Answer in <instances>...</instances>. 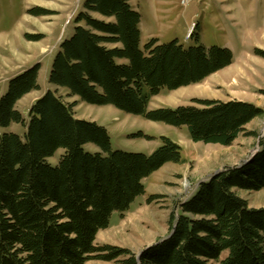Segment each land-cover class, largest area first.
I'll return each instance as SVG.
<instances>
[{"label":"trees","instance_id":"obj_1","mask_svg":"<svg viewBox=\"0 0 264 264\" xmlns=\"http://www.w3.org/2000/svg\"><path fill=\"white\" fill-rule=\"evenodd\" d=\"M82 8L50 67L48 84L56 89L36 99L26 118L17 110L20 99L40 89L38 63L10 79L0 97V264H264V207L249 208L236 193L264 190V137L247 163L201 182L170 214L168 237L138 257L95 246L112 214L122 216L144 194V179L181 162L180 148L162 138L151 155L112 151L105 128L76 119L75 103L64 102L58 88L90 105L185 127L194 143L221 146L245 134L263 110L242 101L193 100L197 106L148 111L161 89L197 84L228 67L231 52L155 39L141 49L140 15L128 0H85ZM12 124L25 129L22 138L5 132ZM88 144L99 151H85ZM58 150L63 154L52 166L47 160Z\"/></svg>","mask_w":264,"mask_h":264},{"label":"rangeland","instance_id":"obj_2","mask_svg":"<svg viewBox=\"0 0 264 264\" xmlns=\"http://www.w3.org/2000/svg\"><path fill=\"white\" fill-rule=\"evenodd\" d=\"M85 0H0V97L9 80L40 64V89L25 95L17 110L26 118L33 102L47 90L50 67L60 43L71 36L75 18ZM140 15V48L152 39L159 45L176 42L185 49L203 46L228 49L232 63L202 82L160 93L150 98L148 111L195 105L193 100L242 101L263 110L229 146L194 143L185 127H172L144 117L127 114L112 106H96L57 94L75 103L76 119L95 122L107 131L112 151L151 155L167 138L180 148L181 162L166 163L143 180L144 194L135 199L122 216L113 213L109 227L96 235L95 246H112L138 257L147 247L169 235V217L188 199L198 185L226 168L251 159L264 137V0H128ZM41 15H34L33 11ZM95 18L100 19L97 15ZM7 133L23 137L25 129L12 124ZM254 132V135L246 133ZM90 153L99 151L84 146ZM62 150L47 162L55 166ZM252 156V157H251ZM248 162V161H247ZM252 209L264 207V190H236ZM226 254H223L224 257ZM120 256L117 260L126 259ZM85 264H117L90 260Z\"/></svg>","mask_w":264,"mask_h":264},{"label":"water","instance_id":"obj_3","mask_svg":"<svg viewBox=\"0 0 264 264\" xmlns=\"http://www.w3.org/2000/svg\"><path fill=\"white\" fill-rule=\"evenodd\" d=\"M251 157H252V156H251ZM247 161H248V160H246V161L244 162V164L247 163ZM156 244H157V243H156ZM152 246H154V245H151V246L147 247L145 250L151 248ZM139 255H140V254H139Z\"/></svg>","mask_w":264,"mask_h":264}]
</instances>
